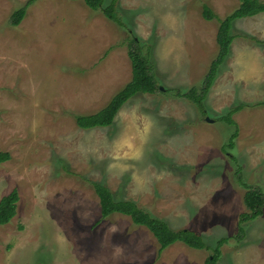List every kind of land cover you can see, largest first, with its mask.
I'll return each mask as SVG.
<instances>
[{
    "label": "rangeland",
    "instance_id": "374dc122",
    "mask_svg": "<svg viewBox=\"0 0 264 264\" xmlns=\"http://www.w3.org/2000/svg\"><path fill=\"white\" fill-rule=\"evenodd\" d=\"M240 4L118 0L123 29L83 0H0V150L12 156L0 166V201L20 195L0 227V264H206L214 255L183 243L160 253L129 217L102 219L93 182L208 246L238 234L247 211L239 168L264 190V13L235 22L206 112L173 91L201 89L218 56L219 25L203 6L225 18ZM134 37L161 92L131 99L110 127L81 129L77 116L98 113L131 81ZM241 104L236 146L224 151L235 129L220 117ZM221 251L222 264H264V215Z\"/></svg>",
    "mask_w": 264,
    "mask_h": 264
},
{
    "label": "trees",
    "instance_id": "16d2710c",
    "mask_svg": "<svg viewBox=\"0 0 264 264\" xmlns=\"http://www.w3.org/2000/svg\"><path fill=\"white\" fill-rule=\"evenodd\" d=\"M83 1L93 11L101 12L118 26L123 29L127 28L119 16L118 0H113L109 5H107V0ZM32 2L33 1L30 3ZM240 3L239 8L225 18H221L209 5L203 6L202 15L204 19L207 21H217L219 25L217 35V43L219 46L218 56L213 61L201 89L194 87L188 92L179 89L173 91L176 97L188 99L195 103L202 112H206L204 102L218 78L221 67L230 56L232 44L235 39L239 37L233 33L235 22L264 13V1L262 0H240ZM27 7L28 6H25L14 13L11 20V24L14 27H18L25 19ZM129 43L128 54L132 64L131 81L98 113L87 116H77V124L81 129L91 130L110 127L114 124L119 112L131 99L140 94L154 95L161 92V87L155 77V66L144 53V48L140 41L137 37H134L129 39ZM246 107L245 104H241L237 107L230 108L220 117V120L227 126L235 129L229 142L225 144L224 151L232 150L236 146L235 140L238 136V125L233 120V116ZM11 158L12 156L9 152L0 150V166L9 162ZM237 176L238 182L246 190L244 203L247 211L240 217L238 234L235 237L221 238L218 240L217 246L215 247L208 246L206 239L193 231L187 229L179 231L173 230L167 222L154 217L132 201L116 200L112 191L105 185L93 182L92 187L100 201L102 219H108L113 215L127 216L136 226L144 227L154 235L160 244V253H163L166 249L177 243H183L190 248L213 251L214 255L207 260L206 264H222V247L228 244L231 239L243 240L246 236L249 223L254 222L264 215V190L258 186L249 185L244 180L240 168L237 172ZM19 201L20 195L17 190H14L0 201V227L10 224L17 216Z\"/></svg>",
    "mask_w": 264,
    "mask_h": 264
}]
</instances>
